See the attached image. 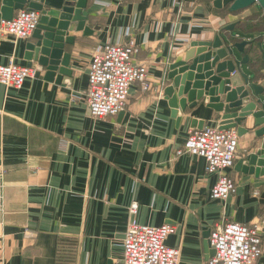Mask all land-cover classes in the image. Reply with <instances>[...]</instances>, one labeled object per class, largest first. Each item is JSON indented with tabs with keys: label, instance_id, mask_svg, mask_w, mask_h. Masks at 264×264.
Returning <instances> with one entry per match:
<instances>
[{
	"label": "crops",
	"instance_id": "0c3cea01",
	"mask_svg": "<svg viewBox=\"0 0 264 264\" xmlns=\"http://www.w3.org/2000/svg\"><path fill=\"white\" fill-rule=\"evenodd\" d=\"M214 1L87 0L82 11L92 34L75 30L69 33L73 45L64 47L69 84L35 68L19 90L0 85V264H120L132 203L137 223L175 227L165 243L179 249V264H205L213 255L209 232L225 222L258 224L264 238V167L251 174L239 164L262 142L252 132L239 136L226 171L236 192L211 200L219 175L206 174L201 157L174 153L190 129L220 126L219 112L201 100L177 123L164 92L159 98L139 84L130 87L126 110L116 116L94 120L85 103L87 67L105 43L132 36L139 45L135 63L146 64L151 82L165 87L168 66L184 59L189 44L212 41L232 23L231 35L239 40L264 33L259 7L229 13ZM64 3L43 0L42 7L58 10ZM34 41L0 36V65L26 66V44ZM249 69L241 71L251 75ZM252 124L246 117L243 128ZM255 264H264V253Z\"/></svg>",
	"mask_w": 264,
	"mask_h": 264
},
{
	"label": "built area",
	"instance_id": "2783aa9c",
	"mask_svg": "<svg viewBox=\"0 0 264 264\" xmlns=\"http://www.w3.org/2000/svg\"><path fill=\"white\" fill-rule=\"evenodd\" d=\"M180 5V4H179ZM264 11V9H262ZM40 13L26 8L18 10L8 20H0V36L25 40L36 30ZM128 34V33H126ZM139 45L128 35L125 42L105 43L91 55L87 67L85 103L92 119H104L123 113L129 99L130 87L139 84L142 92H155L161 98L163 82H151L146 64L135 63ZM233 74V73H232ZM35 75V69L10 60L0 65V85L19 90L27 78ZM238 134L235 128L204 126L190 129L184 143L174 153L201 157L205 161V173L219 175L211 188L210 199L224 201L236 192L234 179L226 171L236 159ZM4 171L0 170V210L4 197ZM136 203L129 207L131 218L121 239L120 264H179L180 251L169 247L165 240L174 234L170 224L145 226L137 223ZM207 241L213 252L205 264H255L264 253V238L258 224L244 225L234 221L225 222L209 232Z\"/></svg>",
	"mask_w": 264,
	"mask_h": 264
},
{
	"label": "water",
	"instance_id": "95a60500",
	"mask_svg": "<svg viewBox=\"0 0 264 264\" xmlns=\"http://www.w3.org/2000/svg\"><path fill=\"white\" fill-rule=\"evenodd\" d=\"M86 1L65 0L58 10H46L42 7L43 0H3L0 20L11 19L13 11L24 9L25 5L26 9L40 13L32 34L35 41L26 44L24 60L38 71L45 69L46 79L56 78L57 83L63 80L69 84L70 54L64 52L66 44L73 45L69 33L78 30L84 35L92 34L87 27V12L82 11ZM214 6H228L229 13H238L252 6L264 9V0H216ZM236 24L225 26L212 41L189 44L184 59L168 66L167 85L162 92L170 117L177 123L184 112L203 100L207 107L221 114V129L235 128L238 137L252 132L254 139L262 140L254 153L239 162L243 172L258 174L257 167H264V84L258 83L260 72L264 81V33L250 40H239L231 35ZM249 64L253 67V71L249 69L251 75L241 71ZM246 117L252 118L251 129L243 128Z\"/></svg>",
	"mask_w": 264,
	"mask_h": 264
}]
</instances>
